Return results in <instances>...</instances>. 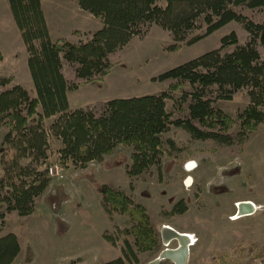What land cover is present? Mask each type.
<instances>
[{"label":"trees","instance_id":"1","mask_svg":"<svg viewBox=\"0 0 264 264\" xmlns=\"http://www.w3.org/2000/svg\"><path fill=\"white\" fill-rule=\"evenodd\" d=\"M75 1L102 26L75 30L78 40L70 41L51 36L42 0H8L32 82L0 78V128L7 130L0 154V264H12L21 252L16 233L2 234L6 218L33 214L50 185L52 140L60 145L57 162L79 169L102 161L119 145L128 146L131 162L125 170L132 179L152 167L161 176L165 143L175 147L174 140L163 139L172 127L183 128L193 139L232 144L246 140L264 123V0ZM232 21L239 23L238 29L213 49L153 77L165 85L159 93L70 107L69 91L104 80L122 49L135 38L143 39L154 25L171 38L168 49L177 50ZM238 95L244 106L235 121L220 103ZM50 118L54 120L47 125ZM100 194L109 218L114 211L128 214L131 227L120 230V255L99 264H136L142 253L159 250L160 232L144 205L110 184H103ZM186 209L181 199L170 214ZM104 237L117 243L115 237Z\"/></svg>","mask_w":264,"mask_h":264},{"label":"rangeland","instance_id":"2","mask_svg":"<svg viewBox=\"0 0 264 264\" xmlns=\"http://www.w3.org/2000/svg\"><path fill=\"white\" fill-rule=\"evenodd\" d=\"M43 9L54 38L77 41L75 30L88 32L102 26L75 0H44ZM238 27L239 23L232 21L194 44L170 50L168 33L154 25L143 39L135 38L122 49L120 61L104 80L83 83L69 91L70 107L157 94L165 85L153 81V77L213 49L224 35ZM81 37L86 39V35ZM0 49V78L11 77L19 82L30 76L27 51L8 0H0ZM220 105L236 121L244 101L238 95ZM53 120L47 119L46 124ZM239 128L237 121L234 131ZM6 131L0 128V154ZM169 138L175 147L165 143L167 155L161 176L152 167L146 175L132 179L125 170L131 162L128 146L119 145L102 161L79 169L57 162L60 145L52 140L50 167H58V174L49 173L50 185L33 214L11 215L5 220L2 234L16 233L22 247L14 264H99L118 257L124 236L120 230L131 227L130 217L114 211L109 218L101 205L103 184L121 188L144 205L160 232L159 250L142 253L136 264H148L164 249L179 247L178 239L169 242V247L165 244L166 226L191 236L185 264H264V123L246 140L232 144L193 139L180 127H172L163 135L165 142ZM191 160L196 163L193 169L187 166ZM181 199L187 205L186 211L170 214ZM241 201H252L254 210L240 213ZM105 235L117 238V243L112 244ZM160 264L175 263L164 259Z\"/></svg>","mask_w":264,"mask_h":264},{"label":"bare ground","instance_id":"3","mask_svg":"<svg viewBox=\"0 0 264 264\" xmlns=\"http://www.w3.org/2000/svg\"><path fill=\"white\" fill-rule=\"evenodd\" d=\"M244 203L252 204L253 206H255V204L252 201H241L238 203V205L242 206ZM164 236H165L164 238L165 244L167 246L169 245L168 243L171 242L173 239H178L180 241V245L178 248L176 249L166 248L163 251H161L162 255L165 257L164 259H171L172 261H174L175 264H185L187 259L186 254L188 253L189 244L192 239L191 236L186 234V232L185 233L179 232L170 226L165 227L163 237ZM148 264H157L156 259L149 262Z\"/></svg>","mask_w":264,"mask_h":264},{"label":"water","instance_id":"4","mask_svg":"<svg viewBox=\"0 0 264 264\" xmlns=\"http://www.w3.org/2000/svg\"><path fill=\"white\" fill-rule=\"evenodd\" d=\"M254 210V206L252 205V204H243L242 206H240L239 205V211H241L240 213H247V212H252ZM163 231H164V229H163ZM165 257L162 255V253H160L159 255H158V257L156 258V262H157V264H160L161 263V261L164 259Z\"/></svg>","mask_w":264,"mask_h":264},{"label":"crops","instance_id":"5","mask_svg":"<svg viewBox=\"0 0 264 264\" xmlns=\"http://www.w3.org/2000/svg\"><path fill=\"white\" fill-rule=\"evenodd\" d=\"M43 1L44 0H42V7H43ZM10 8V7H9ZM11 11V10H10ZM43 11H44V9H43ZM12 14V13H11ZM44 14H45V12H44ZM45 18H46V21H47V25H48V28H49V31H50V34H51V28H50V23H49V21H48V18H47V16H46V14H45ZM52 36V35H51ZM53 37V36H52ZM54 38V37H53ZM16 79H13V82L14 83H20V82H32V77H31V74H30V76L28 77V78H26L25 80H23V81H19V82H16L15 81ZM21 244V243H20ZM21 252H22V247H21ZM20 252V253H21ZM20 255V254H19ZM18 258V257H17ZM17 258L13 261V263L12 264H14L15 262H16V260H17Z\"/></svg>","mask_w":264,"mask_h":264},{"label":"built area","instance_id":"6","mask_svg":"<svg viewBox=\"0 0 264 264\" xmlns=\"http://www.w3.org/2000/svg\"><path fill=\"white\" fill-rule=\"evenodd\" d=\"M187 166L189 167V168H195L196 167V163H195V161H193V160H191V161H188L187 162ZM58 171H59V168L58 167H56L55 169L53 168V167H50V169H49V173L50 174H58ZM187 181H188V178H187Z\"/></svg>","mask_w":264,"mask_h":264}]
</instances>
